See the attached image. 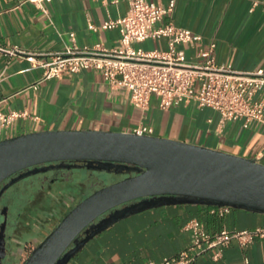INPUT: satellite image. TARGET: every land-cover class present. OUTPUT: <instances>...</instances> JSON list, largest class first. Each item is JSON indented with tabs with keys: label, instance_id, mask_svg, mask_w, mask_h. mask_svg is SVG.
<instances>
[{
	"label": "crops",
	"instance_id": "0c3cea01",
	"mask_svg": "<svg viewBox=\"0 0 264 264\" xmlns=\"http://www.w3.org/2000/svg\"><path fill=\"white\" fill-rule=\"evenodd\" d=\"M128 1L50 0L36 4L30 0H0V112L25 113L0 126V140L40 130L131 132L144 124L153 128L152 135L255 158L264 164V123L253 120L243 127L239 122L222 121L217 112L194 103L161 109L155 96L146 107H135L128 92L112 87L99 70L85 69L42 80L41 67L32 66L22 53L11 52H50L67 45L96 43L117 47L119 27L102 25L124 15ZM149 1L161 5L169 2ZM164 21L201 35V42L194 47L178 45L187 57L193 58L198 47L213 41L216 64H229L241 71L264 69V0H175L173 11ZM136 45L167 47L164 38ZM55 200L59 204L51 207L53 217H37L48 229L45 234L73 207L64 203V198ZM60 204H69V208L62 212L57 208ZM218 208L184 203L137 212L96 234L67 264H146L176 255L191 242L184 226L192 218L199 220L208 233L264 224L263 213L229 207L220 214ZM38 234L44 235V230ZM214 252L204 251L195 264H264V238H256L245 247L232 239L217 258Z\"/></svg>",
	"mask_w": 264,
	"mask_h": 264
},
{
	"label": "water",
	"instance_id": "95a60500",
	"mask_svg": "<svg viewBox=\"0 0 264 264\" xmlns=\"http://www.w3.org/2000/svg\"><path fill=\"white\" fill-rule=\"evenodd\" d=\"M79 167L126 176L74 204L21 264H67L113 223L164 205L264 214V164L255 158L167 137L96 129L40 130L0 140V182L30 168L8 185L50 169Z\"/></svg>",
	"mask_w": 264,
	"mask_h": 264
},
{
	"label": "built area",
	"instance_id": "2783aa9c",
	"mask_svg": "<svg viewBox=\"0 0 264 264\" xmlns=\"http://www.w3.org/2000/svg\"><path fill=\"white\" fill-rule=\"evenodd\" d=\"M41 4L50 0H30ZM117 1V0H114ZM175 0L166 5L149 0H129L127 12L116 20L103 23V28L118 26L120 41L117 47L93 45H67L50 52L22 53L32 66L43 69L42 80L63 74L78 73L85 69L99 70L102 78L114 88L129 94L135 107L144 108L155 96L161 109L180 104L194 103L198 108H209L220 115L222 121L239 122L247 127L250 121L264 123V69L235 70L229 64H216L215 43L198 47L193 58L187 57L178 45L196 46L201 35L187 28L165 22L164 18L174 8ZM93 29V25H89ZM72 36V33H70ZM166 39V49L144 48L136 44L146 40ZM24 112H0V126H7ZM131 132L152 135L150 125H139ZM228 206L218 208L220 214ZM191 234V242L176 255L146 264H195L197 257L206 250L215 249L217 258L222 248L232 239L245 247L256 238H264V224L251 229H221L208 233L202 223L192 218L184 226Z\"/></svg>",
	"mask_w": 264,
	"mask_h": 264
},
{
	"label": "rangeland",
	"instance_id": "374dc122",
	"mask_svg": "<svg viewBox=\"0 0 264 264\" xmlns=\"http://www.w3.org/2000/svg\"><path fill=\"white\" fill-rule=\"evenodd\" d=\"M142 46L146 49L149 48L147 45ZM64 172H66L64 181L53 184V187L46 185L44 187V192H39L36 195L24 193L18 196L15 205H17L18 209L21 211V226L19 229L21 233H18V236L15 237L12 248L13 257L10 260H4L3 264H21L28 256L31 249L43 239L48 229L44 226L45 223L37 221V217L43 220H45L47 216L53 217L54 215L52 213L54 212L51 210V207L55 204H59L55 199H60V197L64 198V203L67 204V202H69L70 205L74 206V204L95 189L123 178L121 174L89 170L84 167L72 168ZM66 204L58 205V210L60 209V211L65 212L69 208V204L68 206H66ZM49 223H51V221ZM51 226H53V223L50 227ZM40 230H44V235L39 236L38 233ZM38 239L40 240L38 241ZM19 252L22 253L21 256L18 255ZM18 256L20 257L19 259ZM21 259H23V261H21Z\"/></svg>",
	"mask_w": 264,
	"mask_h": 264
},
{
	"label": "flooded vegetation",
	"instance_id": "af4514ba",
	"mask_svg": "<svg viewBox=\"0 0 264 264\" xmlns=\"http://www.w3.org/2000/svg\"><path fill=\"white\" fill-rule=\"evenodd\" d=\"M30 168H25L16 172L0 182V238L2 237L3 239V247L0 248V252L4 253L1 264H3L4 260H10L13 257V243L18 233H21V230H19L21 226V211L18 209L17 205H15L18 196L24 193L36 195L39 192H44V187L46 185L52 186L55 183L64 181L66 178V172L64 171L69 170L64 168L50 169L45 172L31 174L14 180L8 185L12 179ZM124 176L126 175H122V177ZM104 215L106 214H103V216Z\"/></svg>",
	"mask_w": 264,
	"mask_h": 264
}]
</instances>
